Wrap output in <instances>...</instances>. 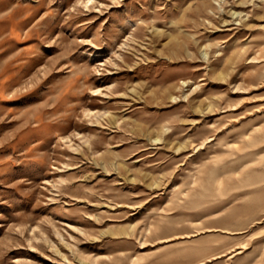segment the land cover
I'll list each match as a JSON object with an SVG mask.
<instances>
[{"label": "rangeland", "instance_id": "1", "mask_svg": "<svg viewBox=\"0 0 264 264\" xmlns=\"http://www.w3.org/2000/svg\"><path fill=\"white\" fill-rule=\"evenodd\" d=\"M0 264H264V0H0Z\"/></svg>", "mask_w": 264, "mask_h": 264}]
</instances>
